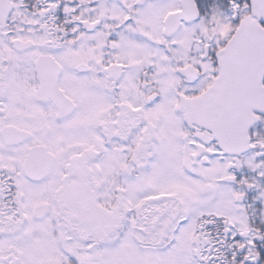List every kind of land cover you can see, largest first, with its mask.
<instances>
[{
	"label": "snow or ice",
	"instance_id": "obj_1",
	"mask_svg": "<svg viewBox=\"0 0 264 264\" xmlns=\"http://www.w3.org/2000/svg\"><path fill=\"white\" fill-rule=\"evenodd\" d=\"M264 0H0V264H264Z\"/></svg>",
	"mask_w": 264,
	"mask_h": 264
},
{
	"label": "flooded vegetation",
	"instance_id": "obj_2",
	"mask_svg": "<svg viewBox=\"0 0 264 264\" xmlns=\"http://www.w3.org/2000/svg\"><path fill=\"white\" fill-rule=\"evenodd\" d=\"M253 130H256V131H264V123H260L258 122L255 126H254V129Z\"/></svg>",
	"mask_w": 264,
	"mask_h": 264
}]
</instances>
